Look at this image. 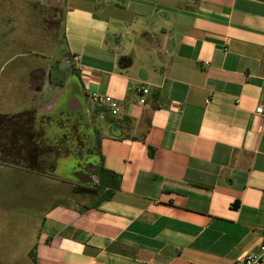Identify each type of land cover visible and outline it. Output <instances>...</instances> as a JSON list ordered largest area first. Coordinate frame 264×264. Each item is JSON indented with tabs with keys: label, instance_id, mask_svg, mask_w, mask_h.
I'll use <instances>...</instances> for the list:
<instances>
[{
	"label": "crops",
	"instance_id": "crops-1",
	"mask_svg": "<svg viewBox=\"0 0 264 264\" xmlns=\"http://www.w3.org/2000/svg\"><path fill=\"white\" fill-rule=\"evenodd\" d=\"M62 4L63 56L13 74L0 95L12 108L0 113V253L32 264H243L264 239V0ZM63 97L73 119L103 122L90 172L79 165L67 180L38 161L66 142L58 134L43 148L64 125L48 117ZM98 170L105 183L91 187ZM24 185L33 198L14 195ZM26 204L39 218L7 216Z\"/></svg>",
	"mask_w": 264,
	"mask_h": 264
},
{
	"label": "rangeland",
	"instance_id": "rangeland-1",
	"mask_svg": "<svg viewBox=\"0 0 264 264\" xmlns=\"http://www.w3.org/2000/svg\"><path fill=\"white\" fill-rule=\"evenodd\" d=\"M62 2L63 0H0V95L2 90L7 87V82L11 80L13 74L18 77L24 76L23 69L27 70L37 65H43L52 69V66L63 56V28H62ZM158 57L154 56L152 63L157 64ZM151 65V66H152ZM22 80V78H20ZM66 94L73 91V83L68 84ZM48 96V98H50ZM66 97V96H65ZM45 97V99H48ZM2 99H0V102ZM66 99L63 97L58 102L55 109L48 114V117L54 121L64 123L60 128H53L51 133L46 136L44 146H50L55 135L65 134L74 130L76 125L78 129L77 136H80L81 143L77 138H70L61 145L59 151L53 149L48 153L41 154L38 158L39 163L44 162L42 167L50 170V174L58 179H71L73 170H77L81 164L79 155H84L85 160L96 161L98 158L93 155L87 156L88 147L91 144L94 129L98 128L99 123L103 122L96 118L90 117L91 128L87 125L77 122L73 119V115L65 108ZM16 104H12L15 106ZM12 108L0 107V113L6 114ZM76 135V132H74ZM54 148V147H53ZM57 151L60 152L58 160ZM0 156H3L0 153ZM7 158V157H5ZM34 165L33 159H29ZM41 165V164H39ZM55 167L54 170L52 167ZM94 176V175H93ZM91 177V181L92 178ZM98 188V186L90 185ZM14 195L17 197L25 196L33 198V189L29 185L18 187ZM80 195L72 193L71 198L74 200L80 199ZM7 216L23 217V221H28V218L33 219L38 217L37 207L24 205L23 207L8 208ZM0 212V217L4 214ZM6 217V216H5ZM25 225L27 222L24 223ZM15 226V225H14ZM27 228V227H24ZM26 230V229H25ZM3 228L0 225V235L4 234ZM15 231V230H7ZM16 232V231H15ZM13 250V249H11ZM32 255L24 253H0V264H32Z\"/></svg>",
	"mask_w": 264,
	"mask_h": 264
},
{
	"label": "built area",
	"instance_id": "built-area-1",
	"mask_svg": "<svg viewBox=\"0 0 264 264\" xmlns=\"http://www.w3.org/2000/svg\"><path fill=\"white\" fill-rule=\"evenodd\" d=\"M73 62L74 63H79V57L75 56L73 57ZM144 94L148 93V90L144 89L143 90ZM91 99L93 101H95L96 103L100 104V105H107V107L110 109V111L112 112L113 115H116L118 113V104L115 100H113L110 97H106V96H101L99 94H92L91 95ZM141 104L145 103V99H142L140 101ZM257 114H264V110L262 107H258L256 110ZM92 184L93 186H98L100 187V183H99V179L96 175L93 176L92 178ZM243 264H264V239H263V243L261 246V249L259 252H253V253H249L243 260H242Z\"/></svg>",
	"mask_w": 264,
	"mask_h": 264
},
{
	"label": "flooded vegetation",
	"instance_id": "flooded-vegetation-1",
	"mask_svg": "<svg viewBox=\"0 0 264 264\" xmlns=\"http://www.w3.org/2000/svg\"><path fill=\"white\" fill-rule=\"evenodd\" d=\"M81 120L82 119L80 117L77 118V122H80ZM59 124H61V122H59ZM73 129L74 130L71 129L70 132L65 133L64 136H61V140H64L65 139V141H69L70 138H74V139L77 138L79 140V143H81L80 136H77L78 129L76 128V125L73 126ZM74 132H76V135H74ZM13 136L17 137L16 134H13ZM6 137L7 136L5 135V130L2 129V127H0V153H2V154L4 152L3 144L6 142ZM86 153H87V156H91L92 157L96 153V148L89 146ZM79 158L82 159L80 165L83 166V169L86 172H90L89 170L91 168V163L89 162V160H85L84 159V155H82V154L80 155Z\"/></svg>",
	"mask_w": 264,
	"mask_h": 264
},
{
	"label": "trees",
	"instance_id": "trees-1",
	"mask_svg": "<svg viewBox=\"0 0 264 264\" xmlns=\"http://www.w3.org/2000/svg\"><path fill=\"white\" fill-rule=\"evenodd\" d=\"M2 123V118H0V124ZM152 154V153H151ZM102 170V169H101ZM101 170H98L95 174L98 177L99 181H100V186H102L105 183V173ZM107 175V174H106ZM111 178L113 180H117V178L114 175H111ZM115 182V181H114Z\"/></svg>",
	"mask_w": 264,
	"mask_h": 264
},
{
	"label": "water",
	"instance_id": "water-1",
	"mask_svg": "<svg viewBox=\"0 0 264 264\" xmlns=\"http://www.w3.org/2000/svg\"><path fill=\"white\" fill-rule=\"evenodd\" d=\"M89 184H92V181H91V179H90V181L88 182Z\"/></svg>",
	"mask_w": 264,
	"mask_h": 264
}]
</instances>
